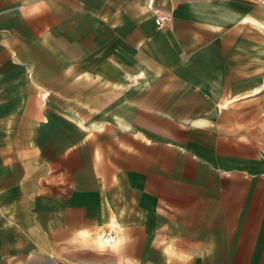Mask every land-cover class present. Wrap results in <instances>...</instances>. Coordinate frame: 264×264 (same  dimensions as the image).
Masks as SVG:
<instances>
[{"label": "crops", "instance_id": "0c3cea01", "mask_svg": "<svg viewBox=\"0 0 264 264\" xmlns=\"http://www.w3.org/2000/svg\"><path fill=\"white\" fill-rule=\"evenodd\" d=\"M263 120L264 0H0V264H264Z\"/></svg>", "mask_w": 264, "mask_h": 264}, {"label": "rangeland", "instance_id": "374dc122", "mask_svg": "<svg viewBox=\"0 0 264 264\" xmlns=\"http://www.w3.org/2000/svg\"><path fill=\"white\" fill-rule=\"evenodd\" d=\"M29 264H96V262L86 257L78 256L74 251L65 249L64 251L48 250L46 254L38 256Z\"/></svg>", "mask_w": 264, "mask_h": 264}, {"label": "built area", "instance_id": "2783aa9c", "mask_svg": "<svg viewBox=\"0 0 264 264\" xmlns=\"http://www.w3.org/2000/svg\"><path fill=\"white\" fill-rule=\"evenodd\" d=\"M155 13L158 17L159 26L165 25L166 24L165 16L160 13L159 9L155 10Z\"/></svg>", "mask_w": 264, "mask_h": 264}]
</instances>
